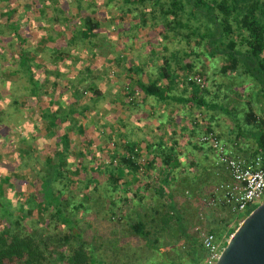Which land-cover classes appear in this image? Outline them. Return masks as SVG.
Masks as SVG:
<instances>
[{
    "label": "trees",
    "instance_id": "1",
    "mask_svg": "<svg viewBox=\"0 0 264 264\" xmlns=\"http://www.w3.org/2000/svg\"><path fill=\"white\" fill-rule=\"evenodd\" d=\"M15 3L19 2L0 0V142L10 141L11 147L5 156L0 154V264H106L83 237L71 210H87L84 203L96 199L88 195L93 192L106 197L112 217L114 193H135L127 186L126 175H152L153 161H146L133 143H121V151L117 138L110 137L103 150L96 146L83 151L86 145L80 138L90 127L84 121L88 106L78 108L77 100L87 95L78 83L62 85L59 77L63 73L56 64L73 47L95 53L101 42L105 44L103 37L113 35L120 48L113 44L109 50L118 55L126 49L124 40L130 38L136 46L139 42L149 50L141 57L147 58L145 67L156 75L155 79L147 75L145 84L138 81L142 95L179 99L184 107L191 104L200 110L201 120L206 119L202 133L211 132L226 145L239 149V139L248 138L253 146L245 157L260 156L264 169V0H25L20 3L21 11ZM36 35L38 50L52 47L53 64L31 56V39ZM226 81H239L252 94L254 106L247 99L240 116L235 107L215 100V88L218 91ZM66 90L72 101L65 104ZM87 90L95 95L94 88ZM215 111L231 123L225 132L218 128ZM104 127L110 131L109 125ZM34 138L43 144L36 145ZM171 150L162 152L164 167L159 176L152 175L149 182L137 181L144 194H153V212L160 217L157 222L152 217L143 221L135 213L128 233L139 244L129 246L124 254L129 259L144 256L141 264H203L206 251L200 243L201 233L197 237L183 231L172 204L169 185L178 171L169 165L175 158ZM74 190L85 195L69 209L66 194ZM164 197H169L165 207ZM122 199L126 202L127 198ZM117 211L126 217L132 213ZM228 217L207 232L223 241L222 246L237 226L228 227ZM171 220L176 222L177 234L189 243L186 261L176 254L161 256L158 235L166 230L164 234L176 236ZM149 221L152 228L146 224Z\"/></svg>",
    "mask_w": 264,
    "mask_h": 264
},
{
    "label": "crops",
    "instance_id": "2",
    "mask_svg": "<svg viewBox=\"0 0 264 264\" xmlns=\"http://www.w3.org/2000/svg\"><path fill=\"white\" fill-rule=\"evenodd\" d=\"M15 5L18 6V11L22 10L20 3H15ZM34 23L36 25V22ZM33 33H35L34 25L30 28L32 36ZM115 38L113 35L103 37L104 40H102L105 44L101 42V47L95 49V53L80 50L75 54L73 51L71 53L67 51L69 55H75L69 58L67 53H63L61 60L56 63L60 66L59 71L63 73L59 77L60 83L62 82V85L65 84L71 87L74 81L73 77L76 76L77 79L82 80L79 87L83 88L84 94L87 95L86 98L77 100L78 108L81 106V108H87L88 106L84 121L91 127L82 135L87 140L79 136V138H82L80 140H82L83 145H86L83 151H93L96 146L99 150H103L102 147L110 137L111 139L112 137L117 138L121 151L124 150L122 144L133 143L135 144L134 149L142 151L146 161H153V164L151 162L153 169L151 168L149 175L159 176L164 167L161 162L162 152L172 149L175 158L169 165H173L178 171L175 172L169 185L175 211L178 212L179 207H184L183 204L185 206L188 204V207L191 208L190 213H193L194 216H202L199 215L202 205L209 209H223L231 214L225 206L208 205V199L211 198L214 185L228 179V176L223 166L217 163L214 150L211 147L208 148L206 144L198 142V137L203 132L201 131L203 121H206V119H202V121L200 110L190 107L191 104L184 107L181 103H178L180 102L179 99L178 101H172L171 99L160 100L153 96L144 97L137 89L136 84L138 81L145 84L147 75L156 78V75H152V71L145 67L147 58L143 60L141 58L148 54L149 50L142 47L139 42L136 46V43L128 38L124 40L125 50L118 55L117 53L111 54L110 46L115 44L116 48H120ZM38 40L37 35L36 38L31 39L29 52L35 59L38 60L39 58L50 64L52 47L47 46L48 49L40 51L37 48ZM40 52L43 54L40 55ZM97 58L101 60L96 62L95 59ZM52 67L54 66L50 65V68ZM89 88L95 89V95H90L87 90ZM63 94V103L66 104L72 101L69 90H66ZM209 120L208 117L207 121L209 122ZM193 124H196V126ZM106 125L110 126V131L104 130ZM76 137L78 135L75 134V139ZM218 139L232 157L249 159L240 155V150L242 151L245 148L247 139H239V149L234 145L228 146L222 139ZM75 143L79 144L77 139ZM203 169L209 172L208 175L203 176L198 173L200 170L202 173ZM144 174V176L138 177L139 179L135 177L136 175H126L127 186L135 193H133V196L130 192L125 195L124 193H114L113 198L116 201V209L124 211L123 209L126 208L125 211H132L143 204L147 209L150 208L149 211L155 210L156 204L150 200L153 194L151 192L144 194L139 189L140 186H137L138 182H143L142 180L148 182L151 180L152 175L146 177L147 173L144 172ZM215 174L217 177L213 179ZM123 196H126V202L122 201ZM140 198L142 204L139 202ZM168 199L169 197L163 198L164 207L168 204ZM203 221L201 225H205H203V232L200 236L207 233L213 224L215 226L216 222ZM193 225H197V223H193ZM182 227L185 232L189 230L185 225H182ZM196 230L198 228H194V231ZM205 260L206 254L204 252L203 264Z\"/></svg>",
    "mask_w": 264,
    "mask_h": 264
},
{
    "label": "rangeland",
    "instance_id": "3",
    "mask_svg": "<svg viewBox=\"0 0 264 264\" xmlns=\"http://www.w3.org/2000/svg\"><path fill=\"white\" fill-rule=\"evenodd\" d=\"M17 1L21 3V2H24L25 0H17ZM112 3H110V5ZM124 20L126 21L127 17H124L123 22ZM134 25L135 27H138L137 24H134ZM141 33H145V31H141ZM46 48L48 49L47 46L44 49ZM73 48L74 49L72 50L73 52L75 51V54H77L80 51V50L78 51L76 47H73ZM154 53L155 52L153 51V53L151 54H154ZM42 54L43 53L40 52V55ZM75 54H70L68 56H73ZM95 60L96 62H99L101 59L97 58ZM73 80L74 81L72 82V87H75L76 85L81 84L82 82V80L77 79L76 76L73 77ZM233 90H234V93L231 92ZM210 91H212V89H210ZM248 92H249L248 88L245 85H243V83H240L239 81H234V82L231 81L229 83L228 81H226L218 89V91L215 88V100L217 102H223V104L227 106V108L232 109L235 107L237 114L240 116L242 111L246 109L247 99L251 102V105L254 106V103L252 100V94L249 95L247 94ZM222 93H227L226 95L227 97L222 96ZM25 103H29V101L25 100ZM213 113L215 114V118L218 120V124L220 125L218 128L225 132L226 127H229L231 125L229 119L220 112L215 111ZM1 141L2 142H0V145L2 146L0 148V154L4 153V156H5L6 151H10L9 150L11 148L9 144L10 141L5 144L7 145V147L3 144L4 141L3 140ZM33 141L37 143L36 145L39 144V146L43 144L42 141L38 138H34ZM228 146L230 145L228 144ZM252 146H253L252 141L247 138L246 146L243 149V151L240 152V155H243V156L247 155L250 152ZM6 157H7V160H10V157L8 155H6ZM22 171L23 173L28 174L27 169L23 168ZM116 173H119V170H116ZM198 173L200 175L206 176V174L208 175L209 172L206 169H203L202 173H201V170ZM216 177L217 176L215 174L213 179H215ZM73 194L75 196H72ZM66 195H68L67 204L69 205L68 208L70 209L71 205L72 204L76 205V202L82 200V196L85 194L84 193L78 194V192L74 190L73 192L70 193V195L69 193H67ZM88 195L96 198L94 201H90V200L85 201L84 206H87L88 209L85 211L82 210L81 208H79L77 211L71 210V214H70L71 217L78 219V228L79 230L83 232V237L85 238V240L93 246L96 254L100 255V257L105 261L106 264H109V263L110 264H132V263L141 264L143 260L142 258L144 256H141V258L135 256L134 258L129 259L124 254L126 249H128L129 246L130 247L137 246L139 244L136 238H133L132 236L129 235L128 223H131L134 220L135 213L139 214L141 218L143 219V221H147L149 220V217H152L155 219L154 222L158 221L160 217L159 214L157 215V214H154L153 211H149L148 209L150 208L147 209L146 206L142 204L143 202H141L142 206L141 207L138 206L139 208L136 207L134 210H132V213H129L128 217L122 216L118 214V211H117L118 208L117 209L115 208L116 201H113L112 205H110V209L115 211V215L110 217V215L107 212V209H108V205L106 204L107 201L104 200L106 199V197L97 195L93 192L88 193ZM185 202L187 203V201ZM257 204H255V206ZM183 205L184 207H179L178 212H176V214L181 217L180 222L182 223V225H185L187 229H189L187 231V234H190V235L194 234L197 237L199 236L201 232H203V225H205V224L201 225V223L204 222L203 220H206V221L210 220V222L216 221L215 224L217 225V223L221 222L220 219L225 218V217L227 218L229 216L228 218L231 221L228 223V227H231L234 224H238L241 221L242 217L244 216V214H235V213H231L229 215L228 211L226 210L209 209L208 207L202 205V207H200V210H199L200 212L199 215H202V216L200 217L198 215H195L196 216L195 217L193 213H190L191 208L188 207V204L186 206L185 204ZM123 210L125 211L126 208H124ZM150 222L151 221H149L146 224H148L147 226L149 228H152L153 223H150ZM193 223L194 224L197 223V225H193ZM169 225L172 226L173 229H175L176 236H173L171 233L164 234L166 230H164L165 232H161V234L158 235L159 241L157 244L162 247L161 256L166 254V257L173 258L174 254H176L178 259H180L179 257L180 255L183 257L182 259L186 261L187 259H189V256L186 253L189 247V243L186 242L183 237H180V235L177 234L176 222L174 220H171ZM194 228L195 229L198 228V230L194 231ZM170 243L174 246L168 247L167 245H171ZM173 247H175L176 250L178 251H175L174 250L175 248Z\"/></svg>",
    "mask_w": 264,
    "mask_h": 264
},
{
    "label": "built area",
    "instance_id": "4",
    "mask_svg": "<svg viewBox=\"0 0 264 264\" xmlns=\"http://www.w3.org/2000/svg\"><path fill=\"white\" fill-rule=\"evenodd\" d=\"M195 81L199 82V79ZM198 142L214 150L217 163L223 166L228 176V179L214 185L208 205H222L231 213L242 214L264 198V169L260 156L249 159L232 157L211 132L202 133ZM200 242L206 251L205 264H213L223 241H217L212 234L205 233Z\"/></svg>",
    "mask_w": 264,
    "mask_h": 264
},
{
    "label": "water",
    "instance_id": "5",
    "mask_svg": "<svg viewBox=\"0 0 264 264\" xmlns=\"http://www.w3.org/2000/svg\"><path fill=\"white\" fill-rule=\"evenodd\" d=\"M213 264H264V198L237 224Z\"/></svg>",
    "mask_w": 264,
    "mask_h": 264
}]
</instances>
